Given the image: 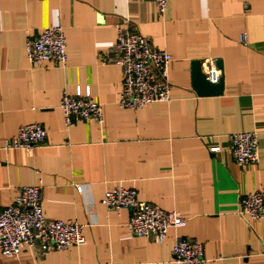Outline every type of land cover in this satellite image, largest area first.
<instances>
[{
	"label": "crops",
	"instance_id": "1",
	"mask_svg": "<svg viewBox=\"0 0 264 264\" xmlns=\"http://www.w3.org/2000/svg\"><path fill=\"white\" fill-rule=\"evenodd\" d=\"M49 26L64 29L68 61L31 67L27 39ZM119 26L172 54L171 102L119 104ZM194 60L204 72L215 61L222 94L196 92ZM78 86L103 105V123L66 124L61 100ZM31 123L48 131L42 145L5 148ZM243 130L259 135L256 164L240 165L232 153L230 134ZM40 182L45 214L83 224L87 242L47 254L28 245L18 258L0 252V264H180L179 239L205 245L203 264H264V220L239 213L247 193L264 190V0H169L164 15L149 1L0 0V211L21 186ZM118 185L183 222L164 241L134 235L131 210L102 202Z\"/></svg>",
	"mask_w": 264,
	"mask_h": 264
},
{
	"label": "built area",
	"instance_id": "2",
	"mask_svg": "<svg viewBox=\"0 0 264 264\" xmlns=\"http://www.w3.org/2000/svg\"><path fill=\"white\" fill-rule=\"evenodd\" d=\"M149 1L164 15L169 0ZM240 39L247 43V35ZM68 40L61 26H49L35 38H28L26 53L28 64L39 67L44 61L65 64L68 61ZM116 63L123 71V87L119 104L125 108L142 109L154 102L169 103L172 85L169 81L170 52L153 47L147 36L124 26L118 27L115 46ZM211 82H217L221 71L211 61L205 71ZM68 126L79 119L104 121L103 105L92 95L90 86H78L74 95L65 94L60 104ZM48 131L39 123L21 126L18 132L6 139L5 148L32 151L42 145ZM232 153L238 164H256L261 159L259 135L256 131H237L230 134ZM211 152L221 150L219 145L209 147ZM42 182L21 186L16 198L0 211V252L6 257L18 258L24 246H40L42 254L66 250L73 245L86 244L83 224L74 219L49 218L43 207ZM80 189V187H79ZM102 202L108 210H131L129 228L139 237L164 241L170 230L183 219L176 210L164 209L140 199L135 188L114 186L107 189ZM239 213L249 218L264 220V190L247 193L240 202ZM174 261L180 264H203L206 248L203 243L179 239L173 246ZM107 264H119L108 262Z\"/></svg>",
	"mask_w": 264,
	"mask_h": 264
},
{
	"label": "water",
	"instance_id": "3",
	"mask_svg": "<svg viewBox=\"0 0 264 264\" xmlns=\"http://www.w3.org/2000/svg\"><path fill=\"white\" fill-rule=\"evenodd\" d=\"M219 67H222L221 61ZM193 87L199 95H220L224 92V76L217 82H211L203 71L202 63L199 60L192 62Z\"/></svg>",
	"mask_w": 264,
	"mask_h": 264
}]
</instances>
